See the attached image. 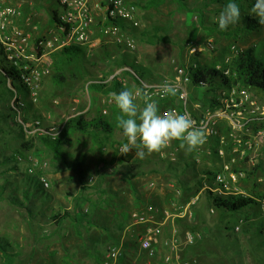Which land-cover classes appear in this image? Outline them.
Masks as SVG:
<instances>
[{
	"label": "rangeland",
	"instance_id": "1",
	"mask_svg": "<svg viewBox=\"0 0 264 264\" xmlns=\"http://www.w3.org/2000/svg\"><path fill=\"white\" fill-rule=\"evenodd\" d=\"M140 1L148 2L126 0L127 4L133 7L138 26L122 30V23H119L121 31L133 37L134 50H126L114 42L111 35L101 32L99 35L102 42L97 47L90 51L85 50L83 58L62 66V83L54 81V54L60 50L52 52L50 72L42 78L37 101H29L26 90L18 86L19 96L27 106L22 110L21 118L28 121L39 118L45 128L63 129L66 119L83 111L87 112L88 117L100 116L116 125L119 110L114 102L108 107L105 105L106 99L112 98V93L105 95L90 90L88 84L92 80H106V83H109L113 73L120 71L123 65L135 66L143 73L142 78H134L131 72L126 70L121 74L120 78L125 81V86L132 90L144 80L170 77L177 65L187 62L184 60L192 46L202 49L197 50L194 57L205 66L223 65L227 57L235 55L230 50L233 44L239 50L253 48L255 56L264 59V25L255 30H248L235 24L227 30H221L218 27V17L223 7L219 5L214 8V5L206 6L203 0H185V6L182 7L173 0H168L157 8L148 9L144 4H139ZM254 2L255 0L237 2L241 16L253 17L250 10ZM33 3L34 8L43 15H28L26 6L22 4L20 18L24 20L29 16L26 20L29 25L17 22L29 34V53L34 52L39 37L51 36L50 31H56V17L61 12L56 0H33ZM97 34H94V37L99 36ZM155 36H166L169 40L159 42ZM207 42L211 43L212 47ZM2 65L5 63L0 55V66ZM158 66L159 71L153 72ZM7 88H10V84L0 73V245L14 257L12 264H102L101 253L113 244L121 245L125 252L116 264L123 260L125 264H160L161 258L170 252L178 261L194 260L196 264H264V252L253 243L250 244L242 232L233 230L242 219L241 214L248 213L252 218L259 219V207L248 205L238 214L222 217L216 209L211 211L213 206L205 193L200 195V202L206 206L202 220H197L194 216L189 219L185 214L182 216L187 220L184 225H170L174 229L172 233L168 226V230L164 231L162 241L170 238V242L175 239V250L168 247L160 256L149 257L145 250L139 248L137 228L140 227L135 225L125 232L123 245L118 243L116 236L120 235V231L111 220L112 213H115L112 209L117 210L116 215L121 219V223L128 221L129 215L125 208L118 210L119 205L114 204V195L110 194L109 190L117 189L116 203L125 204L129 195L120 188V175L136 170L131 176H144L138 171L145 173L146 169H149V163L139 162V157L130 163L119 159V146L125 143L126 138L117 126L102 145L91 134L68 132L66 137L69 142L65 143L64 149L75 159L81 160L80 167L85 173L82 178L79 177L73 170L54 162L51 151L42 145L39 135L33 136L24 129L21 130L18 125L21 122L19 117L10 113V107L14 106L15 101ZM198 91L201 92L202 89L198 88ZM104 109L107 110L106 113H103ZM8 114L11 117H8ZM20 130L23 137L19 136ZM60 136L65 138L62 133ZM27 139L33 144L28 150V156L38 162L32 171H29V160H6V157L21 148ZM157 155L159 156V153L145 154L141 159L158 160L155 158ZM44 161L48 163L46 167L42 166ZM183 168L181 181L187 182V178L192 182L194 195L197 190H201L203 183L213 181L211 176L200 178L194 173V166L183 165ZM27 177L37 178L40 182L42 177L46 179L49 185L43 186L49 195L46 203L34 198L29 202L24 200L22 181ZM130 199L134 203L146 200L134 192L131 193ZM61 205L70 212V217L63 220L59 226L51 225L49 214ZM81 208L87 218L76 222L74 216ZM178 213L179 211H176V214ZM90 219L98 221L96 227L91 225ZM108 220L110 226L107 224ZM186 231L195 233L196 240L192 244H186L184 241ZM102 233L108 236L109 240ZM128 247L131 251H128ZM249 247L252 254L248 252ZM238 248L241 253L237 252ZM1 251L0 248V264H7ZM95 253L98 254L97 259L94 258ZM143 253L146 257H143Z\"/></svg>",
	"mask_w": 264,
	"mask_h": 264
},
{
	"label": "built area",
	"instance_id": "2",
	"mask_svg": "<svg viewBox=\"0 0 264 264\" xmlns=\"http://www.w3.org/2000/svg\"><path fill=\"white\" fill-rule=\"evenodd\" d=\"M92 1L57 0L61 12L56 17V31L51 30V36L39 37L33 53H29V34L16 21L22 16L21 6L0 4V55L5 61L13 63L21 70V80L29 101L35 103L39 97L42 78L50 72L52 63L50 54L52 52L71 45H79L90 51L101 43L100 37H94ZM96 3L104 12L100 31L111 35L114 42L126 50H134L133 37L123 33L117 21H121L122 30L137 27L138 22L134 17L133 7L129 6L126 0H96ZM207 44L212 47L211 43ZM197 50L201 51L202 49L194 46L189 48L184 60L187 62L177 65L172 76L160 80H144L133 90L139 88L142 91H148L158 102L161 113L189 112L196 126L201 124L206 126L209 131L206 143L213 141L216 143L213 151L220 160V167L209 175L213 181L206 183L205 188L210 191L212 196L243 195L254 199L255 206L260 209L259 219L264 223V195L255 196L252 192L253 188L257 192H264V104L247 86L238 82L226 85L223 81L225 77H230L229 66L233 57L242 51L235 44L230 46V50L235 55L227 57L223 65H214V70L217 73L213 75L212 80L203 79L200 76L201 73L196 72L201 70L199 66L201 64L194 57ZM125 70L132 73L128 66L123 65L120 71L113 73L111 79L115 78L125 85V81L120 78ZM194 73L197 74V80L193 79ZM164 83L177 87V95L162 96L160 86ZM198 88L209 90L212 93L211 99L208 100L209 106L205 108L199 103L190 102L191 93ZM105 102L108 107L114 101L108 97ZM138 102L142 106L143 102L140 100ZM17 104L16 115L22 122L21 114L26 102L19 98ZM106 112L107 110L104 109L103 113ZM22 123L26 133L48 136L51 139H55L62 130V127L60 129L48 127L50 131L46 130L48 128L43 126L39 118ZM123 145L119 146L120 153L123 152ZM169 147L166 148L169 151L159 152L160 158L175 159L177 147L171 148V143ZM27 158L30 162L29 171H32L38 162L31 156H27ZM17 159L22 161L20 156ZM47 165V161L42 163L43 167ZM40 180L42 186H49L44 177ZM195 201L196 199L190 204H195ZM213 210L214 207L211 208V211ZM190 211L188 207L184 211H179L178 216L189 214ZM130 218L133 223H154L151 211H133ZM241 224L242 219L234 226L233 230L241 231ZM159 233L160 227L154 225L149 228L145 237L139 238L141 248L147 252L149 257L155 256L152 239ZM195 240V233L185 232L184 241L186 244H192ZM166 245L171 250H175L177 243L173 239ZM122 254L121 245H110L103 256L102 264H116ZM160 264L196 263L194 260L178 261L170 252L163 256Z\"/></svg>",
	"mask_w": 264,
	"mask_h": 264
},
{
	"label": "trees",
	"instance_id": "3",
	"mask_svg": "<svg viewBox=\"0 0 264 264\" xmlns=\"http://www.w3.org/2000/svg\"><path fill=\"white\" fill-rule=\"evenodd\" d=\"M165 0H149L143 6L146 8L151 7H158L160 6ZM174 2L178 3L180 6H185V0H173ZM204 4L207 5H214V6H221L225 7V5L229 2V0H203ZM241 0H234V2H240ZM241 21L238 22L236 25H240L248 30H255L259 28L261 25L257 22L254 17L250 15H243L241 16ZM121 23L120 20H117ZM156 37V36H155ZM157 40L159 42H166L168 41V37L166 36H157ZM208 43V42H207ZM56 59L54 60V67L56 70V74L54 75V81L56 83H62L64 81L63 69L62 66L64 64H71L76 60L83 58L85 55V49L79 45L76 46H67L60 49L59 52L54 54ZM22 62V61H21ZM5 65L0 66V73L6 78L7 82L10 84V88H7L10 95L14 97V106L10 107V113L16 114L18 111L17 101L20 98L18 93V86L25 89L24 83L21 80V70L14 65L13 63H9L5 61ZM126 66V65H124ZM200 71H196L201 73L200 76L203 79L212 80L213 75L217 73L214 70V65L212 66H205L199 65ZM132 70V75L134 78H142L143 73L140 72L137 67L128 66ZM230 77H225L223 80L226 85L232 83H240L244 86H247L251 90L255 91V94L264 98V59H258L254 52L253 48H247L238 52L232 59L230 63ZM197 74H193V79L197 80ZM136 80V79H135ZM130 89L129 87L123 85L117 79L113 78L109 83H106V80H92L88 84V89L94 90L100 93H104L108 95L110 93H119L124 89ZM27 107V106H26ZM24 107V108H26ZM23 108V109H24ZM8 117L11 115L8 114ZM23 122H28L26 118H21ZM21 130L23 129L21 122L18 123ZM117 125L110 123L108 120L101 118L100 116L88 117L87 112H79L78 114L73 115V117H69L65 120L63 129L61 131L62 136L65 138H61V133L55 138L51 139L48 136H41L38 137L42 143V145L47 149L50 150L52 153V157L54 158V162L62 164L65 168L73 170L75 173L78 174L79 177H83L84 170L81 169V160L69 155L65 149V143L69 142V139L66 137V133L80 131L84 134H91L95 137V139L99 142L100 145L104 143L105 140H108L110 136L113 134V129ZM21 130L19 132V136L23 137ZM50 131V129H46ZM37 136V135H33ZM125 142V141H124ZM33 146L32 141L27 139L25 143H23L22 147L17 149L16 151L11 153V156L6 157L9 162H19L17 159L18 156L22 158L23 161H27L28 150ZM136 156V151L133 149L130 152L124 153L121 152L119 159L123 162L130 163L134 157ZM185 165H191V163L186 162ZM211 175V171L204 172V175ZM29 176V175H28ZM23 182V196L24 200L29 202L31 198L38 200L41 203H46L49 199V195L46 193V190L43 189V186L39 179L27 177ZM255 196L264 195V192H257L253 191ZM210 201L214 209L217 211L228 214V215H235L238 214L242 209H245L248 205H255V200L243 195H224L222 197L212 196L209 195ZM242 217V224H241V231L242 235L249 239L250 244L253 243L260 251L264 252V223L260 219L252 218L248 213L241 214ZM70 217V212L65 210L64 206L61 205L56 207V210L49 214V220L51 225L59 226L63 220ZM86 214L84 213L83 209L79 210V213L74 216V220L76 222L82 221L85 219ZM1 244V242H0ZM250 247H253L250 245ZM248 248V252H250L251 248ZM1 253L5 258L7 264H12L15 259L12 255H10L1 245ZM237 252L241 253L239 248ZM123 254L120 256H124ZM143 257L146 255L143 253ZM119 258V259H120Z\"/></svg>",
	"mask_w": 264,
	"mask_h": 264
},
{
	"label": "crops",
	"instance_id": "4",
	"mask_svg": "<svg viewBox=\"0 0 264 264\" xmlns=\"http://www.w3.org/2000/svg\"><path fill=\"white\" fill-rule=\"evenodd\" d=\"M166 1L168 0H165L162 4H164ZM0 4H8V5L14 4L20 6H22L23 4L27 8L28 15H33L37 17H41L43 15V13L37 11L36 8H34L33 0H0ZM217 6H214V8H217ZM92 14L94 19V34L98 33L97 35H99L101 34L100 26L103 23L104 12L96 3V0L92 1ZM27 18H29V16H27L24 20L18 18L16 21L21 25L22 24L27 25L28 24L26 21ZM98 37H100V35ZM176 60H178V58ZM207 65L209 66L210 64ZM159 67L160 66H158V68H155L153 72L159 71ZM251 91L253 92V94H255L254 90ZM211 95L212 93L209 90H202L201 92H199L198 89H196L191 93L190 102L199 103L202 107L205 108L209 106L208 100L211 99L210 98ZM257 97L264 104V98H262L259 95ZM180 143H181L180 141L171 142V148L177 147L176 157L174 160H171L168 157L160 158L157 155V157L155 158H157L158 160L142 161L143 159H141L136 154L134 159L136 157H139V159L141 160L139 162L149 163V169H146L147 171H145V173L141 170L138 171V172H142L144 176L142 175L131 176V174L137 172L136 170L128 171L126 175H120L119 178H121L120 180L122 182L120 188L124 193L129 195L128 199H125L126 200L125 204L116 203L115 199L117 196L116 195L117 189L110 188L109 190L110 194L114 195L113 197L114 204L119 205L118 210L125 208L127 209L128 211L127 213L129 215L128 221L121 223L120 222L121 219H119V216L116 215L117 210L112 209V212L115 211V213H112L113 218H111V220L118 226V229L120 231V235L116 236V241L118 243H122L123 245L125 232L129 231L130 227L134 225L136 227H140L137 228L138 229L137 236H139V238L145 237L148 234L150 227H153L154 225H158L160 227V233L156 236H153L152 239V246L155 249V256L151 258H156V256H160L166 249H168L166 243L170 240V238L165 241H162L163 233L167 229V226L170 228V233H172L174 229L170 227V225L171 226H173V224L176 226L184 225L187 222L186 217L191 219L194 216V218L197 220L203 219L204 210L206 206L203 202H200V195L202 193H205L209 197L210 191L207 188H205L206 183L205 184L203 183L201 190L200 191L197 190L196 194L194 195L191 189L192 182H190L186 177L185 178L187 182L184 181L182 183L181 181L184 171L183 165H185L186 162L191 163V165L189 166H194L196 168L194 170V173L197 174L200 178L209 176L207 174L204 175V172L206 173V171H211L213 173L215 170H217L220 167V160L213 151L214 148L216 147V143L214 141L203 144L199 149L191 153H188L184 149H182L180 147ZM208 150H210V152H208ZM253 191H256L255 188H253L252 192ZM133 192L141 195V197L142 198L144 197L146 200H139L138 202L134 203L130 199V195ZM195 199H196L195 204L191 205L190 204L191 201ZM188 207L190 208L191 211L189 214H186V217L184 218L182 216L179 217L178 214H176V211L181 212L186 210ZM109 209H111V207H109ZM133 211H151L154 223H145V224L133 223L130 218V214ZM221 215L222 217L231 216L224 213H221ZM96 222L98 221H96L95 219L91 220V225L96 227L95 225ZM107 224L110 226L111 224L110 221ZM102 234L107 240H109L108 236H106L104 233ZM139 238H138L139 248L143 250L140 246ZM128 251H131V248L128 247ZM97 252L99 254V251ZM105 252L101 253V255L99 254L101 258L104 256ZM96 253L94 255V258L97 259L98 254ZM162 258L160 262L162 261ZM120 264H125L124 260L120 262Z\"/></svg>",
	"mask_w": 264,
	"mask_h": 264
},
{
	"label": "clouds",
	"instance_id": "5",
	"mask_svg": "<svg viewBox=\"0 0 264 264\" xmlns=\"http://www.w3.org/2000/svg\"><path fill=\"white\" fill-rule=\"evenodd\" d=\"M250 14L260 25H264V0H255ZM241 10L234 0H229L218 17V27L227 30L240 21ZM177 87L164 83L160 86L162 96H176ZM116 108V125L127 143L124 153L135 149L137 156L159 153L172 141H180V147L191 153L206 143L209 131L204 124L196 126L189 112L161 113L158 102L148 91L137 88L124 89L111 94ZM142 101V106L138 104Z\"/></svg>",
	"mask_w": 264,
	"mask_h": 264
}]
</instances>
